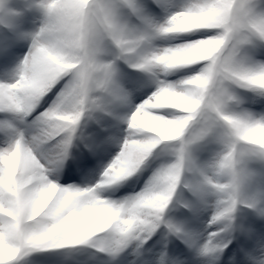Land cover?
Instances as JSON below:
<instances>
[{
    "label": "clouds",
    "instance_id": "obj_1",
    "mask_svg": "<svg viewBox=\"0 0 264 264\" xmlns=\"http://www.w3.org/2000/svg\"><path fill=\"white\" fill-rule=\"evenodd\" d=\"M261 102L264 0H0V264H264Z\"/></svg>",
    "mask_w": 264,
    "mask_h": 264
},
{
    "label": "rangeland",
    "instance_id": "obj_2",
    "mask_svg": "<svg viewBox=\"0 0 264 264\" xmlns=\"http://www.w3.org/2000/svg\"><path fill=\"white\" fill-rule=\"evenodd\" d=\"M152 10L154 11V12H159L158 10H156L154 7H153V5H152ZM143 97H141V99H142ZM96 164H97V160H96ZM146 175H147V173L145 174V177H146ZM130 185H132V186H135L136 184H135V182H133L132 184H130ZM155 241H153L152 243H154ZM59 258V257H58ZM60 259V258H59ZM53 262V264H59V262L58 261H52Z\"/></svg>",
    "mask_w": 264,
    "mask_h": 264
},
{
    "label": "trees",
    "instance_id": "obj_3",
    "mask_svg": "<svg viewBox=\"0 0 264 264\" xmlns=\"http://www.w3.org/2000/svg\"><path fill=\"white\" fill-rule=\"evenodd\" d=\"M43 255H45V254H43Z\"/></svg>",
    "mask_w": 264,
    "mask_h": 264
}]
</instances>
